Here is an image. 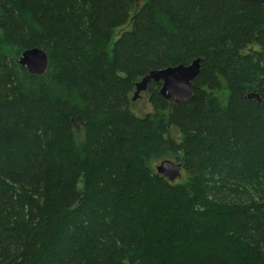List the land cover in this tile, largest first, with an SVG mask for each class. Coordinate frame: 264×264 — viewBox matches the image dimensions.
<instances>
[{
	"label": "trees",
	"instance_id": "trees-1",
	"mask_svg": "<svg viewBox=\"0 0 264 264\" xmlns=\"http://www.w3.org/2000/svg\"><path fill=\"white\" fill-rule=\"evenodd\" d=\"M196 58L188 101L132 111ZM0 264H264L263 6L0 0Z\"/></svg>",
	"mask_w": 264,
	"mask_h": 264
},
{
	"label": "water",
	"instance_id": "water-1",
	"mask_svg": "<svg viewBox=\"0 0 264 264\" xmlns=\"http://www.w3.org/2000/svg\"><path fill=\"white\" fill-rule=\"evenodd\" d=\"M260 3L264 8V0H250ZM17 62L24 66L29 73L41 75L48 66V57L43 49L33 47L25 49L19 55ZM200 58L193 59L188 64H178L162 69L150 70L135 83L132 100L136 99L141 92L146 91L150 81L159 84V93L165 99L179 102L188 101L191 98V84L199 74ZM182 165L179 161L170 159L161 160L155 170L158 174L166 177L170 182L180 176Z\"/></svg>",
	"mask_w": 264,
	"mask_h": 264
},
{
	"label": "rangeland",
	"instance_id": "rangeland-1",
	"mask_svg": "<svg viewBox=\"0 0 264 264\" xmlns=\"http://www.w3.org/2000/svg\"><path fill=\"white\" fill-rule=\"evenodd\" d=\"M132 111L135 113V114H143V113H146V112H150L152 109H151V106L149 104V101H148V95H147V92L146 91H143L140 93V95L134 99L132 101ZM172 133L173 135L178 138V134L177 132L173 129L172 130ZM170 160H174V159H170ZM175 161V160H174ZM177 161V160H176ZM159 162H157L154 167L158 164ZM185 178V174H184V171L181 170V173H180V176L177 177L174 181L175 182H182L183 179Z\"/></svg>",
	"mask_w": 264,
	"mask_h": 264
}]
</instances>
